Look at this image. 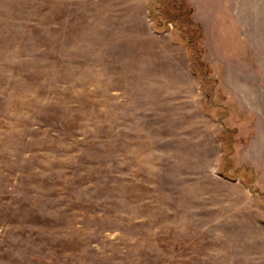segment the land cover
<instances>
[{
	"label": "rangeland",
	"instance_id": "1",
	"mask_svg": "<svg viewBox=\"0 0 264 264\" xmlns=\"http://www.w3.org/2000/svg\"><path fill=\"white\" fill-rule=\"evenodd\" d=\"M171 1L0 0V264H264V0H185L209 100Z\"/></svg>",
	"mask_w": 264,
	"mask_h": 264
},
{
	"label": "trees",
	"instance_id": "2",
	"mask_svg": "<svg viewBox=\"0 0 264 264\" xmlns=\"http://www.w3.org/2000/svg\"><path fill=\"white\" fill-rule=\"evenodd\" d=\"M171 2L174 4L175 9L177 10H175L176 13H174V15L169 11H163L159 13V15L157 16L158 19L155 18V26L158 28H165L169 26V23H173V28L179 39L178 42L184 44L186 47L188 58L190 60L191 71L198 76L206 100H209L210 94L214 90L213 87H215L217 82L216 79H210V76L212 74L210 65H208L203 60L204 47L202 44V28L199 22H195L192 19V9L186 4L185 0H173ZM182 17H184L185 19H183ZM178 20L180 21L178 22ZM183 24H186L185 27H187L188 25L192 27L191 34H187L185 32V27H182ZM200 68L203 69V71H200ZM205 82H210V84H212V88L206 90V88L204 87ZM231 132L232 131L224 129L221 133V147L223 150V158L221 157L222 161L228 158V151H230L231 149Z\"/></svg>",
	"mask_w": 264,
	"mask_h": 264
},
{
	"label": "crops",
	"instance_id": "3",
	"mask_svg": "<svg viewBox=\"0 0 264 264\" xmlns=\"http://www.w3.org/2000/svg\"><path fill=\"white\" fill-rule=\"evenodd\" d=\"M208 65H210V66H212V64H210V63H208V62H206ZM189 66H190V63H189ZM190 69V68H189ZM192 75H194L195 76V79H196V81L198 82V83H200V80H199V78H198V76L196 75V74H194L193 72H192ZM193 82V81H192ZM200 85V84H199ZM202 109H204V106H202ZM202 112L206 115V116H208V117H212L213 118V116H211L212 114L210 113V112H208V113H206V112H204V110H202ZM223 130V129H222ZM222 132V131H221ZM222 156V154L220 155V157Z\"/></svg>",
	"mask_w": 264,
	"mask_h": 264
}]
</instances>
